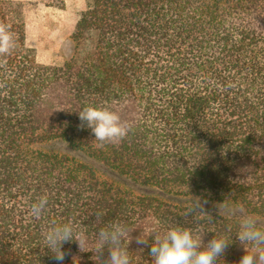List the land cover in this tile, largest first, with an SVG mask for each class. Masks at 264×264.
I'll use <instances>...</instances> for the list:
<instances>
[{
    "label": "trees",
    "instance_id": "obj_1",
    "mask_svg": "<svg viewBox=\"0 0 264 264\" xmlns=\"http://www.w3.org/2000/svg\"><path fill=\"white\" fill-rule=\"evenodd\" d=\"M0 23L15 41L0 57V264H57L43 243L51 222L74 219L91 243L97 213L133 230V264H151V238L135 243L142 229L175 222L201 226L205 244L233 235L222 259L236 264L240 215L185 212L201 197L264 222V0H88L62 65L27 46L24 3L0 0ZM86 105L117 111L128 136L97 148L79 119ZM56 146L154 193L124 192ZM45 193L47 209L30 218ZM63 250L64 264H96L76 242Z\"/></svg>",
    "mask_w": 264,
    "mask_h": 264
},
{
    "label": "clouds",
    "instance_id": "obj_2",
    "mask_svg": "<svg viewBox=\"0 0 264 264\" xmlns=\"http://www.w3.org/2000/svg\"><path fill=\"white\" fill-rule=\"evenodd\" d=\"M14 47L15 41L9 26L0 23V57L9 55ZM78 115L82 125L91 130L99 149L108 144L119 143L131 131V125L122 121L117 111L107 106L86 105ZM48 203L47 193L37 196L29 206L28 216L39 219ZM207 203L201 197L191 196L185 215L210 216L205 211ZM216 207L218 215H221L222 204ZM96 222L103 226L91 243L87 239L85 226L74 219L51 222L45 230L43 243L57 264H64L66 255H70V251L63 250L64 244L70 242H76L81 252H92L96 264H133L132 253L129 251L133 230L119 219L104 221L100 213L96 214ZM227 231L231 233V226ZM204 234L201 226H184L175 222L163 231L156 228L142 229L141 234L135 238V243L148 246L151 238V264H224L222 257L233 235L214 233L213 238L205 244ZM235 236L244 250V255L236 264H264V222L255 215L241 214ZM89 247L92 250H86ZM105 250L107 257L104 256ZM72 264H80L78 256H72Z\"/></svg>",
    "mask_w": 264,
    "mask_h": 264
},
{
    "label": "rangeland",
    "instance_id": "obj_3",
    "mask_svg": "<svg viewBox=\"0 0 264 264\" xmlns=\"http://www.w3.org/2000/svg\"><path fill=\"white\" fill-rule=\"evenodd\" d=\"M24 3L26 22V44L34 49L36 60L44 65H62L74 52L72 38L77 19L85 9L88 0H11ZM51 148L42 147L43 150ZM59 153L74 157L78 162L91 166L100 180L112 184L114 187L134 194L154 193L133 180L106 167L98 160L83 153H72L65 147H54ZM157 194V192L155 193ZM222 204L221 214L241 215L243 210L231 203L209 202L206 209L218 211L216 205Z\"/></svg>",
    "mask_w": 264,
    "mask_h": 264
}]
</instances>
